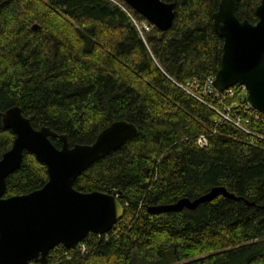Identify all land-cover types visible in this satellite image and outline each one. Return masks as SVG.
Instances as JSON below:
<instances>
[{
    "label": "trees",
    "instance_id": "obj_1",
    "mask_svg": "<svg viewBox=\"0 0 264 264\" xmlns=\"http://www.w3.org/2000/svg\"><path fill=\"white\" fill-rule=\"evenodd\" d=\"M162 1L174 4L165 32L144 30L146 20L122 0H0V157L14 140L3 125L11 107L69 146L93 143L119 120L138 129L73 182L83 192L118 193L123 216L105 234L89 233L86 253L57 245L45 264H264V141L216 124L217 114L191 94L200 91L186 86L219 69L222 40L211 21L219 0ZM259 2L238 0L237 18L255 23ZM50 141L60 148L58 138ZM46 181V166L24 151L3 196ZM213 186L233 197L150 211Z\"/></svg>",
    "mask_w": 264,
    "mask_h": 264
},
{
    "label": "water",
    "instance_id": "obj_2",
    "mask_svg": "<svg viewBox=\"0 0 264 264\" xmlns=\"http://www.w3.org/2000/svg\"><path fill=\"white\" fill-rule=\"evenodd\" d=\"M122 1L160 32L171 28L173 3ZM237 1L219 0L211 15L212 29L222 40L212 88L221 93L235 85L243 87L246 103L264 116V0L254 10V24L237 18ZM38 28L35 24L31 30ZM3 125L13 132L14 140L0 157V264H45L49 251L57 245L74 249L89 233L105 234L123 216V204L116 194L79 191L73 182L92 163L132 140L138 134L134 124L115 121L102 129L93 143L73 146L48 127L34 129L18 107L5 111ZM52 138L60 140V148L51 143ZM24 151L46 166L47 181L31 192L4 197L6 178L18 169ZM219 195L233 197L224 187L213 186L193 200L182 198L150 211L194 208Z\"/></svg>",
    "mask_w": 264,
    "mask_h": 264
},
{
    "label": "built area",
    "instance_id": "obj_3",
    "mask_svg": "<svg viewBox=\"0 0 264 264\" xmlns=\"http://www.w3.org/2000/svg\"><path fill=\"white\" fill-rule=\"evenodd\" d=\"M143 28L145 30L148 29L144 26ZM213 79L214 77L206 79L203 85L201 86H199V84L195 81L188 82L186 86L190 88L193 92L197 93L198 90L200 91V95L198 97L195 96L193 93H190L194 97H196L201 103L205 104L208 108H210L217 114V118L215 120L216 124H222L223 122H227L235 126L236 128L243 131L245 134H247L249 143H255L258 140L264 141V116L257 110L251 108L245 100L243 101V98H245V94H241L242 98L239 97V99L241 100H236L230 105L227 104L225 102L226 100L235 97V88H237L236 86L238 85L228 88L227 90H224L221 93H217L212 88ZM241 88L244 90L243 87ZM207 98H211L213 102L222 106V109L214 107L213 104L210 103V101H207ZM252 122L257 123L260 126V131H253L249 128L248 124ZM196 143L200 148L206 147V136H199L197 138ZM115 194L118 197V193ZM74 249H76L80 254H84L88 251L86 244L81 241L77 244L76 248Z\"/></svg>",
    "mask_w": 264,
    "mask_h": 264
},
{
    "label": "rangeland",
    "instance_id": "obj_4",
    "mask_svg": "<svg viewBox=\"0 0 264 264\" xmlns=\"http://www.w3.org/2000/svg\"><path fill=\"white\" fill-rule=\"evenodd\" d=\"M148 24H149V23L146 22L145 24L142 25V27L144 26L145 28H148L146 31H149V30L151 29V27H149ZM145 25H146L147 27H146ZM143 29H144V28H143ZM144 30H145V29H144ZM235 93H237V95H239L240 98H242V97H241V96H242L241 94H243V95L245 94V97H246V91L243 90L241 87H237V88H235ZM236 99H237V100H241V99H239V98H236ZM176 264H179V263H176Z\"/></svg>",
    "mask_w": 264,
    "mask_h": 264
},
{
    "label": "flooded vegetation",
    "instance_id": "obj_5",
    "mask_svg": "<svg viewBox=\"0 0 264 264\" xmlns=\"http://www.w3.org/2000/svg\"><path fill=\"white\" fill-rule=\"evenodd\" d=\"M254 24V23H253Z\"/></svg>",
    "mask_w": 264,
    "mask_h": 264
}]
</instances>
